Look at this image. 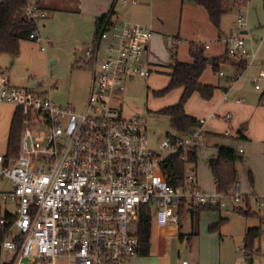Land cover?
Returning a JSON list of instances; mask_svg holds the SVG:
<instances>
[{"label": "built area", "instance_id": "built-area-1", "mask_svg": "<svg viewBox=\"0 0 264 264\" xmlns=\"http://www.w3.org/2000/svg\"><path fill=\"white\" fill-rule=\"evenodd\" d=\"M118 1L136 3L113 0ZM46 15L35 1L24 10L25 18L36 25L29 38L41 42L42 50L49 41L37 25ZM110 21L74 61L90 71L89 92L80 111L49 97L46 83L39 89L35 83L10 84L0 68V103L18 109L22 123L17 157L5 165L0 154V180L10 182L9 189H0V203L11 204V210H5L11 217L0 218L7 228L0 243V264H133L139 219L146 210L152 225L173 228L180 223L181 198L194 207L224 208L230 198L236 208L241 202L237 191L202 192L190 173L186 189L168 184L162 161L170 155L185 160L180 151L202 143L204 120L185 134L166 132L160 142L164 154L149 148L140 116L123 117L113 100L126 80L150 75L143 57L153 30L146 24ZM234 26L236 30L224 39L226 52L246 59L245 71L256 52L249 32H241L247 30L241 7ZM244 71L231 73L228 86ZM218 74L226 72L220 69ZM251 84L261 93L264 106V66ZM222 118L229 121L231 115ZM256 201L264 208V193Z\"/></svg>", "mask_w": 264, "mask_h": 264}, {"label": "crops", "instance_id": "crops-1", "mask_svg": "<svg viewBox=\"0 0 264 264\" xmlns=\"http://www.w3.org/2000/svg\"><path fill=\"white\" fill-rule=\"evenodd\" d=\"M135 1V4L128 2L132 6L128 13V22L150 25L153 30L152 38L143 57L144 64L150 71L148 76L150 78H146L148 81L145 85L147 87L152 84L150 91L162 90L168 84L171 72L170 65L173 59L182 62L191 61L189 56L191 43L203 44L205 46V54L208 57H217L226 52L224 39L232 29H227L223 26L222 18L225 14L220 18L219 28H216L209 21L205 9L193 2L187 0ZM37 3L46 11L47 15L45 18L57 11H78L88 21L95 23L97 17L113 9L111 20L118 21L114 15L116 4L113 3V0H39ZM237 16L238 13L236 18ZM39 22L37 29L40 32ZM251 31L252 28L246 30L247 33ZM46 39L49 41L47 37ZM263 66L264 59H258L256 56L251 66L244 71L245 73L242 77L227 89L225 78L231 73L229 67L221 66L226 74L225 76H220L217 72H213L210 66H207L200 75L199 80L201 83L216 86L212 97L206 100L195 92L190 95L184 105L186 114L198 120H204L202 126L204 139L196 148V163L201 160L207 167L208 172L199 179L195 164V169L192 173L194 174L197 188L205 193L216 191L214 178L209 169V160L216 157L217 145H229L241 156V159L236 163L237 182L229 193L237 191L242 196L238 207L245 211L249 209L251 213H254L242 216L255 218L258 222V224L245 225L243 236L245 230L250 227H260L262 230L261 224L264 223V208H260L256 201V197L264 193V106L259 102L261 93L254 90L251 84V78ZM0 68L6 72L12 85L27 87L34 83L32 81L30 85H21L13 75L8 74L5 67L0 66ZM159 73L165 75L166 79L160 85H156L158 76L155 74ZM56 83L54 82L55 87L58 85ZM35 85L36 88L39 87V84ZM182 90V87H176L167 92L166 95H171V98L164 101L161 106L165 107L174 104L181 95ZM16 110L11 104L0 103V154L6 151L9 127ZM226 113L231 115L229 121H225L222 118ZM253 205L257 207V210L253 208ZM223 209H204L199 211L194 206H186L184 210L189 211L192 221L198 220V230L203 225L206 226L216 222L217 218H224L222 216ZM3 210L2 214L6 212L5 210H11V208L7 209L6 205H4ZM233 210L235 211V208ZM203 219L206 220L205 223L203 225L199 224L200 220ZM168 230V232L175 231L174 228H168ZM193 234L196 233L193 232L191 235ZM258 243H260L259 240Z\"/></svg>", "mask_w": 264, "mask_h": 264}, {"label": "rangeland", "instance_id": "rangeland-1", "mask_svg": "<svg viewBox=\"0 0 264 264\" xmlns=\"http://www.w3.org/2000/svg\"><path fill=\"white\" fill-rule=\"evenodd\" d=\"M115 4L116 19L129 21L131 4L121 1ZM245 5L243 2L234 5L222 18L223 26L231 28V32L236 30L233 21L238 8L241 7L247 29L252 28L249 33L251 46L258 59H264V0H249ZM39 25L41 35L50 41L46 49L42 50L41 42L36 40L21 41L16 56L0 55V66L5 67L8 74L13 75L21 85H30L32 81L37 85L46 83L44 88L47 89L49 97L61 105H68L80 111L85 106L89 92L90 71L75 64L74 60L82 55L85 47L94 39L95 23L88 21L78 11L65 10L53 12L40 21ZM155 75L158 76L156 85L166 79L161 73ZM147 79L135 76L126 80L124 90L117 94L113 103L127 119L140 116L141 123L146 128L149 148L162 155L165 150L160 142L165 133L171 132L172 129L169 118L158 114L157 111L171 95H154L150 91L152 84L147 86L148 88L145 86ZM54 82L58 83L57 87ZM195 164L200 179L208 170L201 160ZM188 173L194 175L191 170ZM9 188L8 180H0V189ZM226 203L227 206L222 211L225 220L217 228L210 229V224L204 226L206 220L203 219L199 222L203 227L197 230L198 220H191L189 211L184 210L188 203L181 198L178 231L168 232V228L152 225L147 255H137L132 263L180 264L182 260H186L189 264H264V223L261 224L260 243L255 241V248L259 252L254 251L252 259L249 260L242 251L243 231L245 225L258 224L257 219L243 217L234 211V202L230 198ZM3 206L4 204L0 203V212L4 211ZM6 207L10 209L11 204H6ZM253 208L257 210L255 205ZM193 232L196 234L191 235Z\"/></svg>", "mask_w": 264, "mask_h": 264}, {"label": "trees", "instance_id": "trees-1", "mask_svg": "<svg viewBox=\"0 0 264 264\" xmlns=\"http://www.w3.org/2000/svg\"><path fill=\"white\" fill-rule=\"evenodd\" d=\"M29 1L38 2L39 0H0V54H8L16 56L19 52L21 41L32 40L29 34L36 29V25L28 21L24 16V10ZM202 6L208 16L209 21L216 28H219L220 18L226 14L231 8L237 4V1L245 3L248 0H187ZM233 2V3H232ZM114 3V2H113ZM113 9L106 14L101 15L95 20L94 39L102 27L111 22ZM33 41V40H32ZM190 62H182L173 59L170 65V74L168 84L159 91H153L156 96L163 95L176 87H182V93L178 100L171 105L165 106L157 111L158 114L169 118L170 128L177 134L188 133L193 128L200 125L199 120L185 113L184 105L187 99L193 93H198L203 99H210L216 86L201 83L199 78L204 69L210 66L213 72L222 69L221 66L229 67L232 74L244 71L247 60L241 58H233L225 52L217 57H208L205 54V46L203 44L191 43L189 48ZM230 73V74H231ZM229 74V75H230ZM226 89L229 88L228 82L230 77H226ZM22 129L21 114L17 109L14 113L9 132L7 136L6 151L3 153L4 164L7 165L11 160L15 159L18 154L19 139ZM242 138V136H240ZM185 154V160H181L178 155H170L161 163V169L168 184L172 187H181L186 189L191 182L187 181V173L189 170L195 169L196 163V147L181 150ZM241 159L240 154L231 146L219 144L217 145L216 157L209 160V169L216 185V190L222 193H228L237 182L236 163ZM190 167V168H189ZM189 168V169H188ZM188 170V172H187ZM194 176V175H193ZM195 178V177H194ZM197 210L218 209V207H210L207 205L196 206ZM248 209V208H247ZM235 211L243 216H248L250 210H244L236 207ZM11 217V214L0 212V218ZM225 218H220L216 222L209 225L210 229H215L223 222ZM152 226V216L149 210L145 211L139 219L138 237V255H147L149 250V237ZM175 227V231H178ZM7 228L0 224V243L3 241ZM260 227L247 228L243 236L242 250L246 258L252 259L255 248V241L260 238Z\"/></svg>", "mask_w": 264, "mask_h": 264}, {"label": "water", "instance_id": "water-1", "mask_svg": "<svg viewBox=\"0 0 264 264\" xmlns=\"http://www.w3.org/2000/svg\"><path fill=\"white\" fill-rule=\"evenodd\" d=\"M241 32H242L243 34L247 33L246 30H242Z\"/></svg>", "mask_w": 264, "mask_h": 264}]
</instances>
